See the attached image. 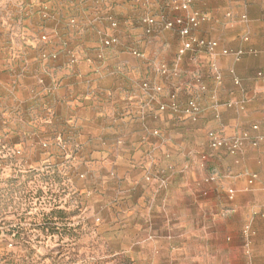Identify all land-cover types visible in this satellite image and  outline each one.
Returning a JSON list of instances; mask_svg holds the SVG:
<instances>
[{"label": "crops", "instance_id": "0c3cea01", "mask_svg": "<svg viewBox=\"0 0 264 264\" xmlns=\"http://www.w3.org/2000/svg\"><path fill=\"white\" fill-rule=\"evenodd\" d=\"M0 1L25 5L37 3L31 8L25 6L23 10H30L38 17L45 11L55 16L58 3L64 2L65 8L71 10L89 6L92 14L85 27L99 34L110 29L115 34H120L121 26L123 34L138 25H141L140 31L145 30L148 25L139 20L142 13L149 16L148 14L163 12L168 18H173L185 17L189 11L197 10L205 15L206 19L191 28L190 35L195 39L216 41L213 50L194 44L192 49L179 57L177 51L185 38L177 32V27L165 29L159 23L152 25V37L147 39L152 60L146 67L147 78L143 79L148 86L140 87L142 79H136L134 73H129L128 84H123L124 76L120 73L114 74L111 79L116 80L118 85L104 94L109 105L101 114L93 110L91 120L86 117V113L90 111L88 107L83 104L74 106L73 101H61L56 91L40 94L42 87L36 85V76L16 74L8 69L7 64L2 65L0 62V141H8L9 144L14 139L22 141L27 127L32 130L31 141L34 142L39 136V131L35 132V126L40 125L41 121L36 109L44 106L42 104L46 100L45 105L48 106H51L50 101L56 107L61 105L66 110L71 106L78 110L76 120L70 122L75 130L78 125L101 122L93 131L88 127L81 129L80 142L89 146L92 137L89 132L92 131L97 136L99 147L115 149L111 155L116 163L114 165L111 163L113 161L105 159L106 154L103 153L102 156L100 152H95L103 160L97 162V167L107 172L112 171L115 180L124 179L129 174L132 180L138 182L128 185L123 194L131 195L135 202L142 192L152 201L146 205L138 199L137 204H129L132 209L128 213L124 200H119L117 207L112 205L119 210L120 217L129 220L128 226L131 227L135 248L151 232L152 227L155 228L153 232L160 235L159 242L135 254L134 257L138 260L135 264H147L151 258L163 264H179V261L174 260L176 251L192 250L193 247L197 248L199 242L222 244L223 238L218 230L221 227H232L233 220L243 211L252 192L256 195L257 190L247 184L248 178L254 175L255 184L264 183V15L260 21L247 20L239 26L233 25L228 17V13L232 12L247 14L251 0L236 2L241 3V7H236L232 0H212L214 3L207 12H204L207 9L203 7L211 0H193L189 10H174V0ZM117 20L118 26L111 27ZM69 27L77 30L79 24L71 23ZM223 49L229 52L223 53ZM236 51H241V54L236 56ZM161 63L162 66L169 64V74L156 70ZM236 78L239 84L234 83ZM61 83H66L63 90L70 93L69 98H74L77 87L81 84L87 86L89 78L78 75L73 70ZM157 87H160L159 91L155 90ZM137 95L140 97L139 102ZM189 100H194L199 107L194 116H188L184 111ZM86 102L85 100L84 104ZM165 104V111L156 109L158 105ZM47 114L52 116V123L57 119L55 110L53 114ZM254 124L257 126L255 129L252 128ZM170 127H175L172 131H176L171 135L173 142H165L161 136L152 134L157 129L163 134ZM210 129L218 130L226 138L242 132H247L249 136L237 151L231 153L226 146L211 148L208 145L206 130ZM253 139L258 140L256 145H252ZM151 145H154L156 157L151 152L148 153ZM193 152L196 154L192 159ZM171 153L179 154L180 172L175 164L173 170L171 167L167 168L173 165L167 159ZM201 155L206 158L202 159ZM203 160L205 168H199L198 163ZM160 168L166 169L169 184L175 186L169 185L167 189L154 192L153 187H147L148 181L144 179L155 175ZM211 169L217 171L220 179L207 184L201 183L202 187L207 186L209 190L206 198L202 196L196 181L201 180ZM131 178L127 177L126 181ZM179 178L180 186H177ZM227 189L233 190L230 199ZM118 191L119 189L114 188L113 193L123 195ZM102 203L103 209L111 212L110 206L105 205L106 201ZM222 207L225 209L222 210ZM230 210H233L232 213L224 214ZM171 213L176 214L171 216ZM182 223L207 226L205 229L209 233L190 237L187 229L178 226ZM178 240L184 242V247L173 250L171 255L166 253V248Z\"/></svg>", "mask_w": 264, "mask_h": 264}, {"label": "rangeland", "instance_id": "374dc122", "mask_svg": "<svg viewBox=\"0 0 264 264\" xmlns=\"http://www.w3.org/2000/svg\"><path fill=\"white\" fill-rule=\"evenodd\" d=\"M232 1L236 7L242 6L241 3L236 4L240 0ZM213 3L212 0L207 2L203 7L207 9L204 12ZM34 4L37 3L25 5L0 1V62L2 65L7 64L8 69L16 74L36 76V85L42 87L40 94L56 91L61 101H73L74 106L83 104L90 109L86 117L91 120L93 110L101 114L109 105L104 94L118 85L116 80L111 79L114 74L120 73L124 76L123 84H128L129 73H134L136 79H142L140 87L148 86L143 79L147 78L146 67L152 60L147 45V39L152 37L151 32L146 33L144 29L140 31L141 25H138L124 34L123 26L120 34H115L111 29L99 34L85 27L92 14L89 6L71 10L65 8L64 2L58 3L55 16L45 11L38 17L30 10H23L25 6L31 8ZM263 6V0H251L247 14L232 12L228 13V17L236 26L247 20L260 21L264 15ZM159 14L148 15L157 17ZM145 17L147 13H142L140 22ZM71 23L79 24V28L72 30L69 27ZM113 23L111 27L116 28L119 20ZM105 40H108L107 43ZM133 64L135 66L130 68ZM73 70L78 75L88 77L89 84L78 86L76 96L69 98L70 93L63 90L66 83L60 82L70 76ZM156 70L165 75L171 72L169 64L162 66V63ZM157 88L155 90L159 91ZM137 98L139 102V95ZM85 100L87 102L84 104ZM45 102L42 104L44 106L36 109L41 121L40 125L35 126L39 136L34 142L31 141L32 130L27 127L22 141L14 139L12 144L0 141V264L138 263L135 254L159 242L160 235L153 232L155 228L152 227L151 232L135 248L129 220L120 217L119 210L112 205L117 207L119 200H124L128 213L132 209L129 204H137L139 199L147 205L152 203L151 199L140 192L134 202L131 195H124L123 192L137 180H132L129 174L124 179L115 180L112 171L97 167V162L103 160L95 152H100L102 156L106 154L105 159L116 164L111 158L115 149L99 147L97 136L92 132L101 124L100 121L92 125H78L75 130L70 122L76 120L78 110L71 106V110L61 105L56 107L53 101L48 106ZM166 105H158L156 109L165 111ZM54 110L57 119L52 123V116L47 113L53 114ZM50 122L51 125H48ZM84 127L92 130L89 132V136H92L89 146L79 141L80 130ZM173 129L175 127L167 128L163 134L157 129L152 134L161 136L165 142H173L171 135L176 133ZM150 149L148 153L156 157L154 145ZM195 154H191L192 159ZM168 156V162L173 165L167 168L173 170L174 164L180 166L179 154L171 153ZM198 167L205 168L204 160L198 163ZM165 170L160 168L155 175L145 178L144 181H148L147 187H153L154 192H157L167 189L169 185L175 186L169 184L170 179ZM211 172L215 178L206 181L205 177ZM127 177L131 180L126 181ZM254 178V175L249 177L247 184L257 190L256 195L252 192L243 211L233 220L232 227H221L218 230L223 238L222 244L199 242L197 248L193 247L192 250L176 251V262L264 264V196L261 197L264 194V183L255 184ZM219 179L217 171L211 169L201 180L196 181L201 193L205 192L203 197L209 196V190L207 186L202 187L201 183L207 184ZM177 182V186H180V178ZM114 188L119 189L118 192L123 195L113 193ZM226 191L228 198H232L229 190ZM102 201H106L105 205L110 206L111 212L103 209ZM232 211H225L224 214ZM180 213L182 216V208ZM178 226L187 229L186 232L193 238L209 233L205 229L207 226L201 224L198 227L196 224L190 226L183 223ZM183 247L184 242L178 240L171 243L165 252L171 255L173 250H181ZM147 264L163 263L151 258Z\"/></svg>", "mask_w": 264, "mask_h": 264}, {"label": "built area", "instance_id": "2783aa9c", "mask_svg": "<svg viewBox=\"0 0 264 264\" xmlns=\"http://www.w3.org/2000/svg\"><path fill=\"white\" fill-rule=\"evenodd\" d=\"M193 0H174L172 2V8L174 10H189L191 3ZM205 19V15L197 10H191L185 17L182 16H175L173 18H168L165 13L161 12L157 17L156 16H147L143 19V21L148 25L145 28L146 33L151 32V26L159 23L165 29H170L174 26L177 27V32L183 36L185 39L177 51V55L180 57L182 56L187 50L192 49L193 45L196 44L198 46H204L208 50H213L216 46V41L213 40H204V39H195L190 35V30L193 27H196L198 23ZM114 24V23H113ZM223 53H228L227 49H223ZM241 51H236L235 55L239 56ZM234 83L238 84V79H234ZM157 89H160L159 87ZM198 105L194 100H189L186 108L185 113L190 116H194L198 112ZM252 128L255 129L257 126L254 124ZM208 144L211 148H219L222 146H226L229 152L233 153L237 151L243 144V141L248 138L247 132H242L238 135H234L230 138L224 137L216 130H209L208 131ZM258 142L257 139L251 140L252 145H256ZM202 159H205V155H201ZM215 178V174L212 172L205 177V180H213ZM251 182V178L249 180ZM233 191L229 190L230 197L232 196ZM205 194V192H203Z\"/></svg>", "mask_w": 264, "mask_h": 264}]
</instances>
